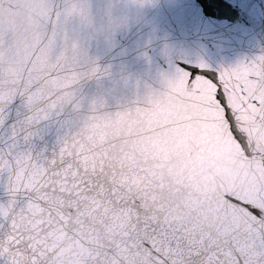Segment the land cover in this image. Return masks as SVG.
Wrapping results in <instances>:
<instances>
[{
    "label": "snow or ice",
    "instance_id": "obj_1",
    "mask_svg": "<svg viewBox=\"0 0 264 264\" xmlns=\"http://www.w3.org/2000/svg\"><path fill=\"white\" fill-rule=\"evenodd\" d=\"M149 2L0 0V264H264V53L141 87L90 50Z\"/></svg>",
    "mask_w": 264,
    "mask_h": 264
},
{
    "label": "water",
    "instance_id": "obj_2",
    "mask_svg": "<svg viewBox=\"0 0 264 264\" xmlns=\"http://www.w3.org/2000/svg\"><path fill=\"white\" fill-rule=\"evenodd\" d=\"M125 22L114 47L100 43L92 47L90 55L98 57L103 66L111 65L116 75L122 70L130 74L141 87L156 86L158 73L169 71V65L177 62L205 63L219 69L264 53L261 0H150L143 7L131 8ZM104 87H111L110 82ZM91 88L95 90V85ZM134 93V87L121 85L115 96L123 103L132 100ZM115 102L108 97L110 106ZM230 174L225 154L217 177L193 174L190 179L209 195L239 194L231 184L222 183Z\"/></svg>",
    "mask_w": 264,
    "mask_h": 264
},
{
    "label": "rangeland",
    "instance_id": "obj_3",
    "mask_svg": "<svg viewBox=\"0 0 264 264\" xmlns=\"http://www.w3.org/2000/svg\"><path fill=\"white\" fill-rule=\"evenodd\" d=\"M263 1V3H264V0H262Z\"/></svg>",
    "mask_w": 264,
    "mask_h": 264
}]
</instances>
